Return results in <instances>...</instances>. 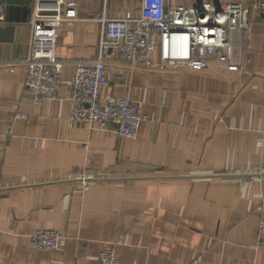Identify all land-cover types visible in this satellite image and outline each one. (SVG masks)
<instances>
[{"label": "crops", "instance_id": "obj_1", "mask_svg": "<svg viewBox=\"0 0 264 264\" xmlns=\"http://www.w3.org/2000/svg\"><path fill=\"white\" fill-rule=\"evenodd\" d=\"M74 1L76 17L55 45L63 63L56 99L35 105L25 69L1 64L27 53L29 21L0 42V264H95L117 241L121 264H264L255 244L264 211L262 14L252 10L235 37L238 73L109 60L101 97L128 96L146 117L136 138H123L68 121L67 81L75 63L96 59L100 19L137 17L140 0ZM37 229L57 230L59 249L29 246Z\"/></svg>", "mask_w": 264, "mask_h": 264}, {"label": "built area", "instance_id": "obj_2", "mask_svg": "<svg viewBox=\"0 0 264 264\" xmlns=\"http://www.w3.org/2000/svg\"><path fill=\"white\" fill-rule=\"evenodd\" d=\"M252 10L259 11L264 19V0L205 1L196 7L170 5L167 0H140L137 17H102L96 59L75 63L67 81L68 121L87 124L96 131L113 128L120 137L136 138L146 119L140 106L128 96L101 97L109 85L107 62L118 57L145 71L241 72L243 54L235 37L247 31ZM75 17L74 0H32L27 53L1 63L25 69L24 86L32 93L35 105L57 98L63 63L55 54L56 40L61 26ZM14 117L26 118V114ZM27 240L32 248L57 251L61 236L55 229H37L27 235ZM117 243L103 249L95 264H121ZM255 244L264 247V211L258 219Z\"/></svg>", "mask_w": 264, "mask_h": 264}, {"label": "water", "instance_id": "obj_3", "mask_svg": "<svg viewBox=\"0 0 264 264\" xmlns=\"http://www.w3.org/2000/svg\"><path fill=\"white\" fill-rule=\"evenodd\" d=\"M32 0H0V42L13 41L15 26L27 23L30 18Z\"/></svg>", "mask_w": 264, "mask_h": 264}, {"label": "bare ground", "instance_id": "obj_4", "mask_svg": "<svg viewBox=\"0 0 264 264\" xmlns=\"http://www.w3.org/2000/svg\"><path fill=\"white\" fill-rule=\"evenodd\" d=\"M0 9H1V11L3 10L2 7H1V5H0Z\"/></svg>", "mask_w": 264, "mask_h": 264}]
</instances>
